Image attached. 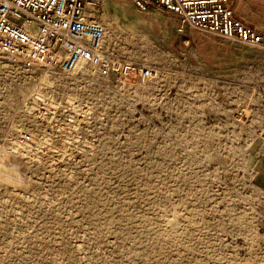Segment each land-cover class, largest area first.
<instances>
[{
  "label": "rangeland",
  "instance_id": "374dc122",
  "mask_svg": "<svg viewBox=\"0 0 264 264\" xmlns=\"http://www.w3.org/2000/svg\"><path fill=\"white\" fill-rule=\"evenodd\" d=\"M100 12L107 49L158 76L132 84L0 55V264H264V49L192 31L157 4L100 0ZM41 87L93 109L64 129L80 143L16 147L49 132L26 105Z\"/></svg>",
  "mask_w": 264,
  "mask_h": 264
},
{
  "label": "built area",
  "instance_id": "2783aa9c",
  "mask_svg": "<svg viewBox=\"0 0 264 264\" xmlns=\"http://www.w3.org/2000/svg\"><path fill=\"white\" fill-rule=\"evenodd\" d=\"M131 1L141 9L151 4L164 6L192 31L264 49L263 35L235 17L233 0ZM0 55L21 68L68 75H77L84 68L92 69L100 77H113L132 84H146L158 76L152 65L129 60L107 49L100 0H0ZM26 102L35 120L49 128V132L44 135L32 131L22 133L14 143L25 152L34 144L50 141L51 137L47 136H55L65 144L80 143L79 137L72 136L73 130L71 137L64 136V129L89 125L94 114L89 105L64 96L59 98L46 87L27 97ZM247 109L240 111L241 118L249 117L251 111ZM259 137L264 147V128ZM89 147L93 144L89 143ZM77 150L71 151L68 157L75 158L76 153L82 154L86 148Z\"/></svg>",
  "mask_w": 264,
  "mask_h": 264
},
{
  "label": "crops",
  "instance_id": "0c3cea01",
  "mask_svg": "<svg viewBox=\"0 0 264 264\" xmlns=\"http://www.w3.org/2000/svg\"><path fill=\"white\" fill-rule=\"evenodd\" d=\"M235 17L248 28L259 32L264 37V0H233ZM260 100L261 97H260ZM262 125H264V104H260ZM256 184L264 191V147L255 152Z\"/></svg>",
  "mask_w": 264,
  "mask_h": 264
}]
</instances>
